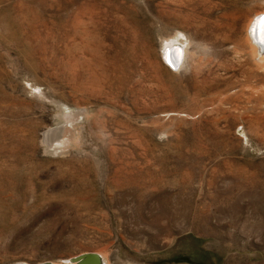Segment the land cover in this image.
I'll return each instance as SVG.
<instances>
[{
	"label": "rangeland",
	"instance_id": "rangeland-1",
	"mask_svg": "<svg viewBox=\"0 0 264 264\" xmlns=\"http://www.w3.org/2000/svg\"><path fill=\"white\" fill-rule=\"evenodd\" d=\"M262 11L0 0V264H264V71L245 44ZM70 111L78 139L56 152Z\"/></svg>",
	"mask_w": 264,
	"mask_h": 264
},
{
	"label": "bare ground",
	"instance_id": "bare-ground-1",
	"mask_svg": "<svg viewBox=\"0 0 264 264\" xmlns=\"http://www.w3.org/2000/svg\"><path fill=\"white\" fill-rule=\"evenodd\" d=\"M255 14L256 15H253L254 17H252V19H250V22L248 24L247 31H246L247 32V35H246L247 38H246L245 44L248 47V51H249L248 54L252 58V60L257 59L258 62L256 61V63H257L256 66L259 67V69L261 68L264 71V19L261 20V22H259V24H258V20L262 15H264V11H262L258 14L257 13H255ZM257 24H258V27H257ZM258 38L260 40L259 42L261 44V47L259 45V42L257 41ZM176 40L179 41V43L183 42L180 37H177ZM168 41L170 42V40H168ZM168 41L166 40L167 45H165L166 48L164 50L165 51L164 54L167 56V58H169L171 64H173V65H175L180 60V63L178 65V67L180 68V66L182 65V62H183V60L187 54V48L184 47L185 48L184 49L183 46L180 44L182 46V49H183V50H181V55H180L179 50H177V52H176L174 49L175 44H171V42L169 43ZM170 70H171V68H170ZM58 115L60 116V114H58ZM82 115H84L83 111H79V112L78 111L77 112L70 111L67 113L65 112V115H63L64 119H65L64 123L61 121L62 124L61 123L58 124V122H57L58 125L56 127L52 128L50 130L48 129L49 131L46 132V138L54 141L53 143H55L54 145L51 146L52 150H55L56 152L59 150H62V152H63V150L66 149V147H68L73 142L77 141L79 131H78V127H77L76 123L71 124V125H68V123L75 122ZM44 146H46V145H44ZM60 156H62V155H60ZM81 254H83V253H81ZM97 254L101 258V264H108L107 259L105 260L104 256L101 253L98 252ZM19 264H27V263H19ZM62 264H73V263L71 262V260H69V261L67 260V261H64Z\"/></svg>",
	"mask_w": 264,
	"mask_h": 264
},
{
	"label": "water",
	"instance_id": "water-1",
	"mask_svg": "<svg viewBox=\"0 0 264 264\" xmlns=\"http://www.w3.org/2000/svg\"><path fill=\"white\" fill-rule=\"evenodd\" d=\"M264 19V15H262L259 20H258V24L259 22H261V20ZM258 24H257V27H258ZM256 27V28H257ZM258 42L260 41L259 38L257 40ZM259 45L261 47V44L259 42ZM174 49L175 51L177 52V50H179L180 52V55H181V50L182 49V46L180 44H175L174 45ZM165 53V52H164ZM165 55V54H164ZM165 60L168 62L169 65H171L172 68H176L178 67L179 63H180V60L175 64H171L169 58H167V56L165 55ZM71 262L73 264H101V258L99 257V255L96 253V252H86V253H83L81 255H78L74 258L71 259ZM40 264H62V263H55V262H51V261H46V262H42Z\"/></svg>",
	"mask_w": 264,
	"mask_h": 264
}]
</instances>
